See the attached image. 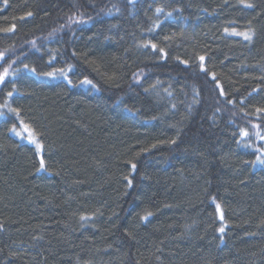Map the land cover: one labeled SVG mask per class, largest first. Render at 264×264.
Here are the masks:
<instances>
[{
    "label": "trees",
    "instance_id": "1",
    "mask_svg": "<svg viewBox=\"0 0 264 264\" xmlns=\"http://www.w3.org/2000/svg\"><path fill=\"white\" fill-rule=\"evenodd\" d=\"M5 69L0 264H264V0H0Z\"/></svg>",
    "mask_w": 264,
    "mask_h": 264
},
{
    "label": "snow or ice",
    "instance_id": "2",
    "mask_svg": "<svg viewBox=\"0 0 264 264\" xmlns=\"http://www.w3.org/2000/svg\"><path fill=\"white\" fill-rule=\"evenodd\" d=\"M241 2L243 3V0H241ZM246 7H252V5L251 4H246L245 5ZM157 11H161V9H157ZM28 15L29 16H31L32 14L31 13H28ZM14 27V26H13ZM12 29H7L6 31H11ZM235 35H243L244 36V38L246 39V40H250L251 39V36L250 35H248V34H245V33H235ZM153 47H155V45H153ZM201 60H203L204 59V57H201L200 58ZM25 67H27V66H25ZM59 72H60V74L61 75H64V72H63V69H60V70H58ZM8 75V72H7V69H5V71H4V73L3 74H0V82H3L4 81V78L6 77ZM47 75H54V73H48ZM85 83H91V81H84ZM221 94H223V93H221ZM9 95H11V93H9ZM257 111L258 112H264V109H257ZM243 135H248V133L247 132H243ZM261 139H264V136H262L261 137ZM38 147H39V145H38ZM260 163V164H264V158H261V156H257V158H256V161L254 162V163ZM40 166H41V168H43L44 167V162H43V160H41V162H40ZM132 167L133 168H135V165L133 164L132 165ZM131 184V181H129V185ZM219 205H217V209H219ZM221 219H223V217L221 216ZM219 231L220 232H223L224 231V228L223 227H221L220 229H219Z\"/></svg>",
    "mask_w": 264,
    "mask_h": 264
},
{
    "label": "rangeland",
    "instance_id": "3",
    "mask_svg": "<svg viewBox=\"0 0 264 264\" xmlns=\"http://www.w3.org/2000/svg\"><path fill=\"white\" fill-rule=\"evenodd\" d=\"M19 133L23 134L24 133V137L27 139V140H32V133H31V130L28 128V126H26L25 124H21L19 126V130H18ZM220 211V210H219ZM219 216H220V212H219Z\"/></svg>",
    "mask_w": 264,
    "mask_h": 264
}]
</instances>
